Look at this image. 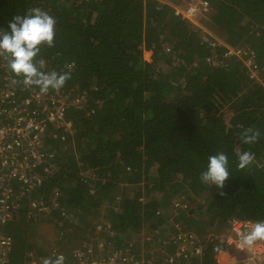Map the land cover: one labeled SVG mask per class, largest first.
Returning a JSON list of instances; mask_svg holds the SVG:
<instances>
[{"label": "trees", "instance_id": "trees-1", "mask_svg": "<svg viewBox=\"0 0 264 264\" xmlns=\"http://www.w3.org/2000/svg\"><path fill=\"white\" fill-rule=\"evenodd\" d=\"M210 2L212 11L201 12L200 21L214 23L229 45L253 49L264 67V0ZM184 5L0 0V29L34 7L55 19V46H42L36 60L43 61L41 71L71 75L59 91L49 90L65 96L71 121L69 128L52 126L44 138V149L55 151V167L38 192L50 203L30 216L23 197L4 228L14 235L27 225L29 242L23 251L14 242L8 264H54L58 254L76 264L73 252L96 247V239L113 238L122 251L128 241L150 248L159 236L195 225L207 230L196 231L201 253L173 264H217L216 255L229 249L224 238L231 217L264 220V76L251 77L243 59L203 41L205 31L177 13ZM0 62L1 77H14L6 59ZM35 89L30 86L21 98ZM74 98L80 99L76 106L70 104ZM249 127L261 134L253 144L241 136ZM220 151L230 172L222 189L200 180L208 157ZM237 151L254 153V162L239 170ZM173 197L187 206L176 208ZM172 210L184 223L177 217L171 222ZM110 223L112 235L104 229ZM23 252L32 255L25 259Z\"/></svg>", "mask_w": 264, "mask_h": 264}, {"label": "built area", "instance_id": "built-area-1", "mask_svg": "<svg viewBox=\"0 0 264 264\" xmlns=\"http://www.w3.org/2000/svg\"><path fill=\"white\" fill-rule=\"evenodd\" d=\"M184 2V7H177L176 11L192 21L201 12L212 11L210 0ZM202 39L224 48L225 56L235 55L243 59L250 69L251 77L261 80L260 74L264 76V67L255 61L254 52L250 49L221 43L206 36H202ZM2 67L3 63L0 62V69ZM14 80L17 79L0 75V264L9 263L14 245V237L5 232L4 225L21 208L23 197L27 198L30 216L35 212H42L50 203L47 195L38 192L55 167L50 161L52 152L44 149V138L52 126H71V121L65 116L67 101L63 94L49 91L44 94L35 89L21 98L29 87L19 86ZM78 102L80 99L74 98L70 104L76 106ZM174 205L178 209L186 207L179 201H175ZM253 223L249 219L237 217H231L227 222L229 232L224 240L230 248L242 254L239 264H264V241H258L251 249L240 246V235ZM110 228L111 223L104 225L106 231L110 232ZM150 235L148 233L145 239L149 240ZM96 240V247L81 248L73 252L78 260L76 264H132L134 258L138 264H173L174 260L188 259L189 255L200 254L202 250L201 243L197 242L198 235L182 228L175 233H168L167 237H158V248L163 249L162 253L157 247H133L132 241L123 245L126 250L122 251L113 246V238L111 241ZM60 257H63L62 264H69L62 254H58L54 262ZM32 264L41 263L32 260Z\"/></svg>", "mask_w": 264, "mask_h": 264}, {"label": "clouds", "instance_id": "clouds-1", "mask_svg": "<svg viewBox=\"0 0 264 264\" xmlns=\"http://www.w3.org/2000/svg\"><path fill=\"white\" fill-rule=\"evenodd\" d=\"M55 23V19L47 11L34 7L27 9L24 15L13 16L8 22V30L0 29V58L6 59L11 74L19 78L14 82L22 83L25 87L35 86L41 93L46 94L50 89L59 91L71 78L69 72H44L38 67V64L43 63L36 60L41 47L55 46ZM260 135V131L252 127L244 129L241 133L246 144L257 142ZM236 157L239 170L249 167L255 160L254 153L250 151H237ZM229 176L228 156L220 151L208 157L206 170L201 173L200 180L208 187L214 185L222 189ZM220 194L223 195L222 192ZM181 217L177 218L182 221ZM258 241H264V220L254 222L240 235L241 247L251 249ZM159 246V242H156L152 247ZM158 249L162 253L163 249L161 247ZM62 261L63 257H60L54 264H62ZM44 264L53 262L46 260Z\"/></svg>", "mask_w": 264, "mask_h": 264}, {"label": "rangeland", "instance_id": "rangeland-1", "mask_svg": "<svg viewBox=\"0 0 264 264\" xmlns=\"http://www.w3.org/2000/svg\"><path fill=\"white\" fill-rule=\"evenodd\" d=\"M213 9V8H212ZM200 16L201 15H199L197 18H195V20H194V22L195 23H197L201 28H202V30L203 31H205L204 32V34H202V36H206V37H209V38H211L212 40H216V41H218V42H221V43H227L224 39H225V37H226V35H225V33L224 32H222V30L221 29H217V26L213 23V24H210L209 26L206 24V21L207 20H205V21H200ZM207 25V27L205 26V24ZM228 44V43H227ZM251 51H253L254 52V50L253 49H251ZM255 53V52H254ZM144 58L146 59V60H151V51H145L144 52ZM161 76L162 77H165L163 74H161ZM53 154H55V151H53L52 152ZM142 186H144V184L142 185ZM146 192V189H144L143 190V193H145ZM156 195L159 197V198H161L162 197V195H163V192H161V193H156ZM183 196H185V195H183ZM164 199V198H163ZM175 202V201H178V199H175L174 197L172 198V202ZM183 204H185L186 206H187V204H188V201H186V202H184ZM181 208H183V206H181ZM181 208H179V209H181ZM172 215L170 216L171 218H170V220H171V222L172 221H174L175 220V218L176 217H178L179 215H180V211L178 212V211H174V210H172ZM101 215L103 216V215H105V213H104V210H102L101 211ZM102 218H104V217H100V219H102ZM24 228L25 229H23L22 231H20L19 232V236H16V235H13V237H14V242L16 243V242H18V241H20L21 239V242H20V248H19V251H23L24 250V245L25 244H27L29 241H28V237H27V225H24ZM193 229H194V231H199L200 229H202L200 226H197V225H195V226H193L192 227ZM207 228H212L210 225L207 227ZM207 230H206V228H204V229H202L201 230V232L202 233H205ZM23 257H25V256H29V255H32V252H23ZM20 256V255H19Z\"/></svg>", "mask_w": 264, "mask_h": 264}, {"label": "crops", "instance_id": "crops-1", "mask_svg": "<svg viewBox=\"0 0 264 264\" xmlns=\"http://www.w3.org/2000/svg\"><path fill=\"white\" fill-rule=\"evenodd\" d=\"M18 230V232L22 231ZM14 235L19 236V233H14ZM22 240V239H21ZM20 241L16 242L17 246L20 247ZM94 240V239H93ZM31 256V255H30ZM242 254L233 248L229 249L228 251H220L217 255V264H239ZM28 256H25V259H27ZM32 264V263H31Z\"/></svg>", "mask_w": 264, "mask_h": 264}]
</instances>
